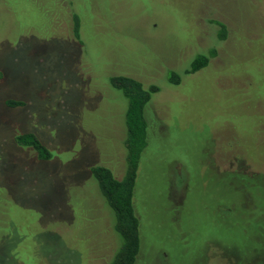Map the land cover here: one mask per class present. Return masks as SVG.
<instances>
[{
    "label": "rangeland",
    "instance_id": "374dc122",
    "mask_svg": "<svg viewBox=\"0 0 264 264\" xmlns=\"http://www.w3.org/2000/svg\"><path fill=\"white\" fill-rule=\"evenodd\" d=\"M123 76L160 88L137 264H264V0H0V264L113 260L116 216L91 170L126 174Z\"/></svg>",
    "mask_w": 264,
    "mask_h": 264
},
{
    "label": "trees",
    "instance_id": "16d2710c",
    "mask_svg": "<svg viewBox=\"0 0 264 264\" xmlns=\"http://www.w3.org/2000/svg\"><path fill=\"white\" fill-rule=\"evenodd\" d=\"M74 15V14H73ZM222 28L224 25L219 24ZM76 35L79 24L74 23ZM209 56H200L194 60L186 75L194 74L209 64ZM177 83H180V77ZM114 87L124 92L130 101L127 114L128 138L127 148V171L123 179H117L109 168L94 167L91 172L98 181L101 192L114 210L116 216V231L121 237L119 249L112 256L108 264H137L141 246V222L134 208V197L138 180L139 166L142 155L147 147L148 122L146 119V108L151 101V96L157 93L158 86H150L146 89L144 85L130 77H114ZM6 104L10 107L24 106L22 101L8 100ZM16 142L23 147H31L40 154L42 161L48 160L50 155L47 148L34 134H23L16 138Z\"/></svg>",
    "mask_w": 264,
    "mask_h": 264
}]
</instances>
